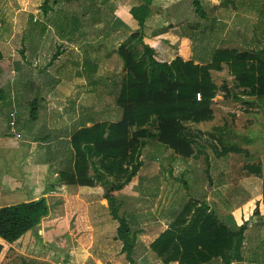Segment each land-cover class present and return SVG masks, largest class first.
<instances>
[{
	"label": "crops",
	"instance_id": "obj_1",
	"mask_svg": "<svg viewBox=\"0 0 264 264\" xmlns=\"http://www.w3.org/2000/svg\"><path fill=\"white\" fill-rule=\"evenodd\" d=\"M143 1L103 0L104 3H99V6L101 4L107 6V10L113 14L114 19L110 30L113 31L112 27L115 24L116 29L111 31L112 33L107 32L108 35H101L93 42L84 43V41L79 47H64L62 53L60 51L55 56L56 59L52 58L56 62L52 64L51 60L48 66L38 67L29 76L24 75L26 70L20 67L17 52L11 50L10 43L15 35L12 36L11 41H8L9 38L6 39L3 29H0V48L3 53V58L0 60V88L6 90V98L0 102V155L21 154V159H25L24 163L29 164V173L24 172L26 181L32 173L34 177L37 172L42 175L43 183L41 179L39 191L30 196L42 192L50 164L56 166V163L60 161L59 164L64 166L63 170L60 169L61 171L74 170L75 151L71 145V138L78 129L91 127L99 122H108L102 118L105 108L102 109L100 103L103 93L107 92L104 82L109 67H106V64L113 59V56L115 59V55L122 60L116 52L119 44L132 31L140 28L139 22L131 13V8ZM14 2L20 6L16 10L17 13L31 15L36 14L37 10L38 14L41 12L39 7L42 6V2L38 4V8H34L37 5L34 7L27 5L26 0H14ZM201 3L207 12V18L204 20L196 15L191 0L154 1L151 6V15L146 21L145 42L155 50V57L158 61L171 63L181 57L184 60H193L196 64H209L212 63L215 52L222 48L239 49V52L253 54L264 52V0H201ZM2 25L3 23L0 22V28ZM68 40L69 38L65 37L61 42L68 43ZM208 42L213 45L217 43V46L214 54L204 59L200 51L201 44L203 46ZM113 44L115 50L117 49L114 54L110 49ZM40 58L38 56V61H41ZM72 58L75 62H72ZM13 60L16 66L12 67L9 62ZM228 68L231 70L229 66ZM124 70L126 74V69ZM231 72L233 73L232 70ZM11 74L16 76L12 82L6 78L12 76ZM251 97L257 101L245 100V102L251 105L259 104V106L264 102L256 96ZM32 105L37 107L35 111L38 112L39 118L36 121L31 119ZM242 119L245 121L243 124L245 143L241 150H244L242 152L245 156L259 159L258 169L251 173L249 172L251 165H247L242 167L245 169L243 172L248 170L247 174L242 172L240 176H235L230 164L224 166L219 173H214L212 167L210 171L208 170V182L201 184V188L203 186L205 189V194L199 195L201 190L196 187L198 195L193 196L192 199L206 202L222 216H232L238 225L248 221L242 246L243 260L240 264H264V112L246 113ZM10 137L15 140L12 142ZM228 152L222 153L224 154L222 158L227 159ZM171 158L178 161L183 157L175 153ZM171 170L170 167L169 174L172 173ZM139 173L119 192H123L134 184ZM96 189L97 186L65 185L60 194L67 207L69 195L78 200L81 195L87 194L96 196L100 193L99 195L104 196L102 191V193H95ZM3 194L5 195L4 192L1 193ZM162 197L159 199L161 200ZM257 202L260 203V214L250 217L251 207ZM158 209L159 204H156L154 212ZM162 211L163 209L159 215ZM159 215L156 214L160 218ZM174 215L175 213L168 211L163 215L164 222L162 221L160 225L150 224L147 227L132 224L130 217L127 218L126 215L131 226V239H135L138 246L140 244L147 247V251L138 264H180L178 261L163 262L151 248L152 243L170 227L171 221L173 222L176 218ZM89 216L91 218L89 217L88 227L98 229L99 232L101 230L106 232V226L103 227L99 213H95V218ZM143 216L144 213L138 215V217ZM96 218V221L93 220ZM111 225L116 229L119 227V222L112 215ZM0 243L4 245L3 255L5 248H10L11 244L1 238ZM123 245L120 246L118 252L107 255L108 257L99 261L98 264H131L126 254L122 253ZM1 259L2 256L0 264H3ZM8 264H14V262ZM65 264L75 263L68 260ZM204 264L223 263L221 259L214 258L211 262Z\"/></svg>",
	"mask_w": 264,
	"mask_h": 264
},
{
	"label": "trees",
	"instance_id": "obj_2",
	"mask_svg": "<svg viewBox=\"0 0 264 264\" xmlns=\"http://www.w3.org/2000/svg\"><path fill=\"white\" fill-rule=\"evenodd\" d=\"M154 1L144 0L131 8L140 28L118 46L117 52L126 69L117 96L123 110L121 119L78 129L71 138L74 170L59 171L50 164L40 194L0 205V238L11 244L13 251L28 258L61 264L48 237L62 230L55 221L60 218L63 202L60 193L65 185H101L112 216L119 222L118 238L124 242L122 252L131 264H138L147 247L138 246L136 240L131 239L130 223L121 215V204L115 194L141 170L146 138L158 139L182 157L194 156L187 124L214 118L213 105L219 86L212 77V70H221L224 63L235 74L245 95L264 100V52L253 54L222 48L215 52L209 64H196L181 57L171 63L158 61L155 50L145 42L146 21ZM97 2L95 5L100 9ZM58 3L59 0H45L41 8L47 14L52 4ZM191 3L196 14L207 18L201 0H191ZM112 28L116 29V24ZM2 58L0 48V60ZM5 98L6 90L0 88V102ZM31 107V119L36 121L39 118L37 107ZM230 150H238V147H225L222 151L225 154ZM259 214L260 203L257 202L251 207L250 217ZM248 224L246 221L238 225L232 216H222L206 202L191 198L151 248L165 263L204 264L219 258L223 264H240ZM3 250L4 245L0 243V257Z\"/></svg>",
	"mask_w": 264,
	"mask_h": 264
},
{
	"label": "rangeland",
	"instance_id": "obj_3",
	"mask_svg": "<svg viewBox=\"0 0 264 264\" xmlns=\"http://www.w3.org/2000/svg\"><path fill=\"white\" fill-rule=\"evenodd\" d=\"M26 1L27 5L32 7L37 5L34 8H38V4L42 2L43 5L45 0ZM96 1L59 0L58 4L51 5L53 8L47 14L41 6L39 7L41 9L39 14L37 10L36 14L30 15L27 13L23 15L17 13L16 10L20 6L14 0H0V22L3 23L0 29H3L6 39L9 38L8 41H11L12 36L15 35L10 47L19 55L20 67L26 70L24 75L29 76L38 67L48 66L57 52L61 51L62 53L64 47H79L84 41V43L93 42L101 35H108L107 32L112 31L110 26L114 19L113 14L110 10H107L105 5L101 4L100 9H98L95 5ZM99 1L97 2L98 5ZM196 15L200 17V15ZM74 22L76 23L75 26L73 25ZM204 27L207 28L205 24ZM63 28L66 29V32L61 33ZM65 37L69 38L68 43L61 42L62 38ZM42 41L44 42L42 43ZM60 43L61 46H59ZM113 46L114 44L111 45L110 49L114 54L117 49L115 50ZM216 46L217 43L213 45L211 42L204 43L203 46L201 44L200 51L203 58L206 59L210 55L212 56ZM38 51H40L39 54ZM238 51L240 50L238 49ZM38 56L41 57V61H38ZM55 59L52 60V64L56 62ZM73 59L72 62H75ZM9 64L12 67L16 66L14 60ZM106 67H109L104 82L107 92L103 93L100 99L102 109L105 108L102 118L108 122H117L123 114L122 108L117 103V96L121 80L125 75L124 63L115 55V59L113 56V59L107 62ZM11 75L6 77L10 82L14 81V77H16L14 74ZM212 77L219 86L213 105L214 118L199 124H187L192 135L195 155L174 161L175 159L171 158L175 155L174 150H166L167 148L158 139L146 138L147 144L143 148L141 156L144 163L141 173H139L134 184L123 192L115 194L121 204V215L125 217L127 215V218L130 217L132 224L141 227H147L150 224L160 225L165 220L163 215L168 211L169 213H175L174 217L177 216L184 209L190 200L189 198L198 195L196 187L201 190L199 195L205 194V189L203 186L201 188V184L204 185L208 182V170L210 171L212 167L214 173H219L224 166L230 164L235 176L242 174L245 170L242 167L247 165H251L249 170L251 173L256 172V169H258L259 159L249 158L242 152L244 150H241L245 143L243 138L245 134L243 133V129H245L243 124H245V121L242 117L246 113H263L264 102L260 106L259 104L251 105L245 102V100L250 102L251 100L255 102L257 100L243 93L244 88L239 86L235 74L229 70L228 65L225 63L222 65L221 70H212ZM10 138L12 142L15 140L13 137ZM16 146L18 145L16 144ZM225 147H238V150L232 152L230 150L227 153L229 157L226 159L222 158L224 157L222 150ZM21 156V154L15 153L1 156L0 200L2 202L0 203L2 204L25 200L30 194L39 191L42 175L37 172L34 177L32 173L27 177V181L24 180V172L29 173V164L24 163L25 159H21ZM59 162L56 163V166L59 170H63L64 166L60 165ZM170 167L172 168L171 174L168 172ZM243 173L247 174L248 170ZM96 186L95 193L103 192L101 185ZM2 192L5 195H1ZM99 194H96V196L93 194L81 195L79 200L69 195L67 207L65 201L61 203V209L57 207L60 209V218L55 219V221L60 224L62 230L50 234L48 237H50V243L56 249L61 264H65L68 260L74 261L75 264H98L99 261L108 257L107 255L118 252L120 246L123 245V241L118 238V228L116 229L111 225L112 213L109 204L104 196ZM161 196L163 197L160 200L159 197ZM131 199L132 201H130ZM156 204H159V209L154 212ZM162 209L163 211L159 215ZM95 213L101 215V221L104 224L103 227L106 226V232L102 230L99 232L98 229L94 230L91 226L88 227L89 215L95 218ZM139 213H144V216L138 217ZM155 213L161 217L159 218ZM93 220L96 221L97 218ZM1 256L3 264L10 262H14V264H52L25 257L23 253L13 251L11 247H6L4 254Z\"/></svg>",
	"mask_w": 264,
	"mask_h": 264
}]
</instances>
